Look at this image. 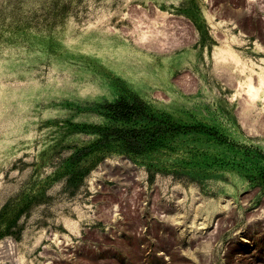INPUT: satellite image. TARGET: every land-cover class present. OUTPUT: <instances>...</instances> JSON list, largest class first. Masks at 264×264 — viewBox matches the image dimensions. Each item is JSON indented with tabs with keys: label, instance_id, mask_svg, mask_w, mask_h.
<instances>
[{
	"label": "rangeland",
	"instance_id": "obj_1",
	"mask_svg": "<svg viewBox=\"0 0 264 264\" xmlns=\"http://www.w3.org/2000/svg\"><path fill=\"white\" fill-rule=\"evenodd\" d=\"M261 73L264 0H0V264H264ZM130 94L192 129L77 158Z\"/></svg>",
	"mask_w": 264,
	"mask_h": 264
},
{
	"label": "trees",
	"instance_id": "obj_2",
	"mask_svg": "<svg viewBox=\"0 0 264 264\" xmlns=\"http://www.w3.org/2000/svg\"><path fill=\"white\" fill-rule=\"evenodd\" d=\"M105 110L110 124L75 125V129L92 130L98 134L89 145L77 150V158L82 159L95 152L102 155L116 152L132 157L143 155L167 147L173 138L192 129L174 121L169 115L156 112L134 94L107 103Z\"/></svg>",
	"mask_w": 264,
	"mask_h": 264
},
{
	"label": "bare ground",
	"instance_id": "obj_3",
	"mask_svg": "<svg viewBox=\"0 0 264 264\" xmlns=\"http://www.w3.org/2000/svg\"><path fill=\"white\" fill-rule=\"evenodd\" d=\"M224 50H226V51H224L226 54H228V55H230L231 56V58H232V60H235V62H239V58H237L236 57V55L234 54V53H232L231 52V50L230 49H224ZM229 57V56H228ZM245 64V63H244ZM244 71V70H243ZM253 77H252V75H250V77L248 78V81H247V83H248V87H247V89H246V98H255V97H257L258 95H259V88L260 87H264V74H260V76H259V82H260V87L258 88L254 83H253ZM239 81V80H238ZM238 83H240V82H238ZM263 100H264V96H263ZM246 101V100H245ZM128 175V174H127ZM128 177V176H127ZM130 177H131V175H130ZM11 242H9V244H10ZM9 246V245H8ZM5 247H6V245H5ZM4 247V248H5ZM11 247V246H10ZM11 249H12V247H11ZM10 249V250H11ZM14 249V248H13ZM8 251H9V249H8ZM8 251H6L5 253H7V256L8 255H10V251L8 252ZM13 251V250H12ZM14 252V251H13ZM13 254V253H12ZM9 257V256H8Z\"/></svg>",
	"mask_w": 264,
	"mask_h": 264
}]
</instances>
